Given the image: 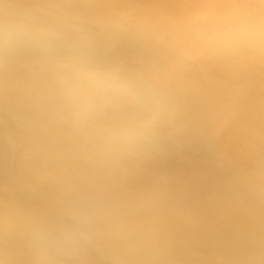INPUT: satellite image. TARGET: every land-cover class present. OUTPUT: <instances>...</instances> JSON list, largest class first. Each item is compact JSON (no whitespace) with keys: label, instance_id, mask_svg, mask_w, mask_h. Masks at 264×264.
I'll list each match as a JSON object with an SVG mask.
<instances>
[{"label":"bare ground","instance_id":"1","mask_svg":"<svg viewBox=\"0 0 264 264\" xmlns=\"http://www.w3.org/2000/svg\"><path fill=\"white\" fill-rule=\"evenodd\" d=\"M0 264H264V0H0Z\"/></svg>","mask_w":264,"mask_h":264},{"label":"clouds","instance_id":"2","mask_svg":"<svg viewBox=\"0 0 264 264\" xmlns=\"http://www.w3.org/2000/svg\"><path fill=\"white\" fill-rule=\"evenodd\" d=\"M79 84L74 87L73 94L81 97L82 102L87 106L94 102L92 98L83 96L84 88L95 91L97 97L117 95L127 90L130 86L121 82L116 76L109 73H100L91 70H80L78 76Z\"/></svg>","mask_w":264,"mask_h":264}]
</instances>
